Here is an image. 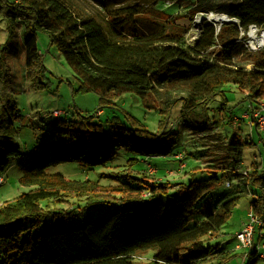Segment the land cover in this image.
I'll return each mask as SVG.
<instances>
[{
	"label": "trees",
	"instance_id": "16d2710c",
	"mask_svg": "<svg viewBox=\"0 0 264 264\" xmlns=\"http://www.w3.org/2000/svg\"><path fill=\"white\" fill-rule=\"evenodd\" d=\"M95 1L103 12H111V21L102 22L92 14L75 10L69 0H0V10L8 18L10 38L17 19H22L26 76L34 88L45 85V66L37 45V31L43 30L82 87L101 95L98 117L105 105L113 103V97L124 92H132L145 101L153 97L158 111L166 117L161 122L165 125L164 135L146 129H140L147 131L141 133L133 121L125 128L118 125L115 128L116 121H110L113 132L107 133L100 117L84 121L59 118L57 122L61 124L56 125L54 133L67 137L66 142L73 145L54 146L55 153L21 155L11 136L14 98L10 66L1 53L0 177L17 158V167L22 172L19 182L29 190L0 203V264H134L135 254L143 250L151 253L147 264H228L236 256L233 249H220L219 243L205 248L203 238L219 233L250 186L262 189L250 200L249 211L264 223V168L255 159L252 165H243L242 147L251 141H227L217 121L214 126L209 124L208 102L223 95L231 84L244 94L251 110L264 102V45L251 50L242 40L245 35L240 34L250 25L264 28V0H196L192 6L195 14L220 13L236 22L218 27L204 19L198 24L199 33L193 41H188L189 26L184 23L181 32H145L132 18L141 11L136 5L114 9L116 0ZM9 42L10 39L1 49L8 47ZM179 100L184 124L191 126L203 140L218 142L223 153L221 159L214 158V163L186 171L187 182H162L155 174L150 176L155 181L147 180L145 171L133 178L128 171L126 179L117 178L114 185L102 186L96 181L69 180L63 174L49 171L61 162L79 161L85 156L92 160L94 155L108 153L113 158L118 148L105 151L102 147L115 142L134 152L135 157L130 158L134 161L141 155L144 158L167 154L169 140L174 141L169 137L174 134L168 129L169 113ZM200 172L207 176L196 178ZM233 179L239 182L238 186L214 210L202 218L193 215L202 198L222 184L232 186ZM2 182L3 178L0 185ZM172 185L176 191L166 203L158 199L148 204L141 202L138 207H124L107 216L88 219L82 225H71L70 214L58 212L59 202H67L73 196L86 197V204L126 203L158 196L159 189ZM48 212H53L54 229L44 227L41 233L22 239L26 229L41 226ZM257 256L264 259L256 251L247 258L253 260Z\"/></svg>",
	"mask_w": 264,
	"mask_h": 264
},
{
	"label": "rangeland",
	"instance_id": "374dc122",
	"mask_svg": "<svg viewBox=\"0 0 264 264\" xmlns=\"http://www.w3.org/2000/svg\"><path fill=\"white\" fill-rule=\"evenodd\" d=\"M69 1L73 4L75 10L92 14L102 22H105L106 19L112 20L111 12H103L95 0ZM195 1L116 0L114 9L127 5H136L141 11L136 15H132V18H134L136 26L145 32L153 30L181 32L184 28L181 24L184 23L183 25L189 26V32L186 36L188 41H191L192 34L194 32L199 33L197 26L203 21L200 16L207 17V21L215 22L218 27L221 25L213 20L220 13L195 14L192 8ZM226 1L228 0H223V2ZM21 20L17 19L14 34L10 38L7 29L9 25L8 18L3 13V9L0 10V54L2 53L5 56L10 66L14 98V129L11 136L14 143L20 147L21 155H27L32 152L46 153L48 151L55 153L54 146L66 148L73 145V143L66 142L67 137H60L54 133L56 125L61 124L57 122L59 118L84 121L89 117H93V120H98L100 117L99 122H105L104 131L107 133L113 132L109 124L110 121H116L115 128L117 125L125 128L133 121L138 125V130L146 129L152 134L160 133V135H164L163 129L165 125L161 122H165L166 117L162 115V112L158 111V103L154 101L153 97L145 101L132 92H124L113 97V103H109L108 106L105 105L102 108L103 114L98 117L96 112L102 105L101 95L82 87L75 72L66 63L62 53L50 43L48 34L43 30L37 31V45L45 66L43 74L45 85L42 88H34L30 79L26 76L24 46L26 36ZM248 38L250 39L251 36L249 37L248 35ZM9 39L8 47L2 50L1 47H4ZM243 40V42H246L245 39ZM243 98L244 94L233 84L226 88L223 95L214 96L208 102L207 115L209 124L214 126V121H217V125L220 127L219 130L227 141L230 139H235L238 142L250 140V144H245L242 147L243 165L250 166L254 163V158H257L264 168V131L250 128L248 118L245 119L246 117L242 116L244 113H249L250 109L248 101ZM181 112L182 101L179 100L169 113L168 129L174 133L169 137L174 139V141L169 140L167 154L151 157L145 155L144 158L142 155H138L140 158L134 161L130 159L135 157L134 152L121 146L120 142H115L112 146L110 144L102 147L105 151H112L113 148H118L117 154L113 158L108 153H104L102 156L94 155L92 160L85 156L79 161L61 162L50 167L49 171L63 174L69 180L96 181L102 186L114 185L117 178L126 179L127 175H129L127 174L128 171L133 178L139 177L140 172L145 171V174L149 176L146 177L147 180L155 181V179L150 177L155 174L157 178L161 177L160 181L162 182H180L182 181L181 177L185 176L183 171L179 169L180 161L188 165L186 171L189 172L195 167H203L205 164L214 163V158L221 159V156H223L218 142L209 141V139H204V141L202 136L193 132L194 129L191 126L184 124L185 120ZM232 119H235V121L230 124ZM218 121L220 122L219 124ZM58 126L61 127V125ZM147 131L140 130L141 133ZM127 136L131 137L132 134H127ZM177 153L179 154L177 155ZM182 158L183 160H178ZM102 159L105 160L100 162ZM16 162L17 158L12 160L7 170L1 175L3 182L0 185V203L13 200L18 195L29 190V187L19 182L22 172L17 167ZM196 171L198 172L199 169ZM206 176V173L200 172L197 173L196 178L203 179ZM187 181L188 179L182 182ZM238 183L237 180L233 179L232 186L222 184L216 190L211 191L198 202V208L193 215L199 218L207 216L208 212L214 210L224 197L234 191ZM247 188L246 195L235 205L230 214V219L221 227L219 233L214 237L205 236L203 238L202 246L205 248L219 243L220 249H233L236 256L228 264H264L262 257L257 256L253 260L250 258L244 259L242 256L244 252L234 248L236 243L234 233L239 228L240 223L242 224L245 221L246 214L249 212V202L262 192L260 187L250 186ZM175 191L176 186L172 185L169 188L159 189L160 193L158 196L126 203L125 201H112L86 204V197L78 198L73 196L67 199L69 202H59L57 207L59 208V213L70 214L71 225H82L88 219L107 216L113 212L121 211L124 207H138L141 202L148 204L156 202V199H158L160 202L166 203L171 200L170 194ZM114 193L120 196V192L115 191ZM52 215L53 212H48L42 218L40 227H29L22 233L21 238L27 239L30 236L41 233L44 227L48 230H53L55 226L52 221ZM260 230L264 234V225L256 233ZM255 242L260 246L264 242V235L261 238L256 237ZM252 251L254 250L250 252ZM259 252L264 251L259 248ZM150 256V251H140L134 256V264H147Z\"/></svg>",
	"mask_w": 264,
	"mask_h": 264
},
{
	"label": "built area",
	"instance_id": "2783aa9c",
	"mask_svg": "<svg viewBox=\"0 0 264 264\" xmlns=\"http://www.w3.org/2000/svg\"><path fill=\"white\" fill-rule=\"evenodd\" d=\"M203 13V12H201ZM201 15V14H200ZM201 17V16H200ZM252 29L256 30V34L261 37L264 33V28H260L256 25H250L246 31L241 30V36L245 37L243 39L246 40L245 46L251 50H257L261 48L264 45V38L262 39L261 43H258V41L255 38H252L250 35V31ZM197 32H194L192 34V40L193 41L196 36ZM251 36V38H248ZM242 39V40H243ZM249 39V42H248ZM255 39V40H253ZM244 41V40H243ZM255 42V46L252 45V43ZM249 43V44H248ZM245 117H248L250 122L249 124L251 126L258 127L259 130L264 131V102L257 103L256 106L251 110L250 113H247ZM2 181V178L0 177V182ZM229 185V183H227ZM263 226V220L255 214L253 211H249L246 214L245 221L242 223L240 228L234 233L235 239H236V245L235 249L241 250L244 253L242 254L243 258L246 259L249 256V253L251 250L258 251V253L263 256V253L259 252V247L255 246L254 244V235L260 227ZM261 234V232H260ZM261 249L264 248V243L260 246Z\"/></svg>",
	"mask_w": 264,
	"mask_h": 264
},
{
	"label": "crops",
	"instance_id": "0c3cea01",
	"mask_svg": "<svg viewBox=\"0 0 264 264\" xmlns=\"http://www.w3.org/2000/svg\"><path fill=\"white\" fill-rule=\"evenodd\" d=\"M249 108H250V109H249V113H250L252 107L249 105ZM246 114H247V113H244L242 116L245 118V115H246ZM247 118H248V117H246L245 119H247ZM248 120H249V118H248ZM249 122H250V120L248 121V123H249ZM249 125H250V124H249ZM250 126H251V125H250ZM250 128L253 129V128H255V127H254V126H253V127L251 126ZM254 159L258 161L257 158H254ZM181 167H182V168H181ZM186 167H188V165H187L185 162H183V163H180V162H179V169H180V171H183V174L185 175V176H182V177H181L182 181H183V180H186V179L188 178V173L186 174ZM157 172H158V170H157ZM158 180H161V177L158 178ZM242 223H243V222H242ZM241 225H242V224L240 223L239 228H240ZM263 225H264V223H263ZM262 227H263V226H262ZM239 228H238V229H239ZM260 228H261V227H260ZM238 229H237V230H238ZM237 230H236V231H237ZM258 230H259V229H258ZM258 230H257V231H258ZM236 231H235V232H236ZM257 231H256V232H257ZM260 232H261V230H260L258 233H255V235H254V244H255V246H257V247H259V248H260L261 245L258 246V245L256 244V242H255V238H256V237L261 238V237L264 235L262 232H261V234H260ZM256 235H257V236H256ZM263 243H264V242H263ZM263 243H262V244H263ZM260 244H261V243H260ZM235 245H236V243H235ZM235 245H234V248H235ZM232 248H233V247H232ZM236 250H237V249H236ZM261 250H262V249H261ZM238 251L242 252L241 250H238ZM263 251H264V248H263ZM257 253H258V251H257ZM260 253H263V254H264V252H260Z\"/></svg>",
	"mask_w": 264,
	"mask_h": 264
},
{
	"label": "bare ground",
	"instance_id": "6f19581e",
	"mask_svg": "<svg viewBox=\"0 0 264 264\" xmlns=\"http://www.w3.org/2000/svg\"><path fill=\"white\" fill-rule=\"evenodd\" d=\"M223 18H227V17H226L225 15H220V14L218 15V14H217V15L215 16V19L213 18V20H215V21L221 23ZM250 35L252 36V38H255V39L258 41V43H261V42H262V39L264 38V33H263V35H262L261 37H259V36L256 34V30H255V29H252V30L250 31ZM252 45L255 46L254 43H252Z\"/></svg>",
	"mask_w": 264,
	"mask_h": 264
},
{
	"label": "water",
	"instance_id": "95a60500",
	"mask_svg": "<svg viewBox=\"0 0 264 264\" xmlns=\"http://www.w3.org/2000/svg\"><path fill=\"white\" fill-rule=\"evenodd\" d=\"M201 15H203V14H201ZM226 16V15H225ZM227 17V16H226ZM201 19L202 20H204V19H207V17H205V16H201ZM228 22H236V20L235 19H230V18H223L222 19V22L220 23V24H223V23H228Z\"/></svg>",
	"mask_w": 264,
	"mask_h": 264
}]
</instances>
